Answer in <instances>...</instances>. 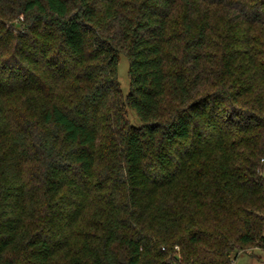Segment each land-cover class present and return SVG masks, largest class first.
Masks as SVG:
<instances>
[{"label":"trees","instance_id":"trees-1","mask_svg":"<svg viewBox=\"0 0 264 264\" xmlns=\"http://www.w3.org/2000/svg\"><path fill=\"white\" fill-rule=\"evenodd\" d=\"M262 160L264 0H0V264H233Z\"/></svg>","mask_w":264,"mask_h":264},{"label":"rangeland","instance_id":"rangeland-1","mask_svg":"<svg viewBox=\"0 0 264 264\" xmlns=\"http://www.w3.org/2000/svg\"><path fill=\"white\" fill-rule=\"evenodd\" d=\"M117 78L122 95H126L129 90L128 61L123 54L119 55ZM232 257L233 264H264V250L258 248L233 253Z\"/></svg>","mask_w":264,"mask_h":264},{"label":"built area","instance_id":"built-area-1","mask_svg":"<svg viewBox=\"0 0 264 264\" xmlns=\"http://www.w3.org/2000/svg\"><path fill=\"white\" fill-rule=\"evenodd\" d=\"M262 162H264V160H262ZM175 248H176V250L178 249V247H177V246H176Z\"/></svg>","mask_w":264,"mask_h":264}]
</instances>
